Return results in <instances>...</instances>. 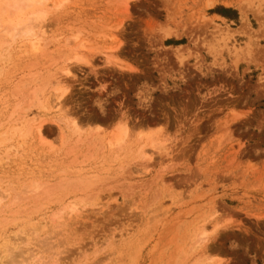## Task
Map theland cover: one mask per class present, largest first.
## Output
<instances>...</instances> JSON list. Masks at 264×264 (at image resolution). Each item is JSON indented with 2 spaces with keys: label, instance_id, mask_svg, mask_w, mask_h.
<instances>
[{
  "label": "rangeland",
  "instance_id": "1",
  "mask_svg": "<svg viewBox=\"0 0 264 264\" xmlns=\"http://www.w3.org/2000/svg\"><path fill=\"white\" fill-rule=\"evenodd\" d=\"M36 1L0 0V264H264V0Z\"/></svg>",
  "mask_w": 264,
  "mask_h": 264
},
{
  "label": "bare ground",
  "instance_id": "2",
  "mask_svg": "<svg viewBox=\"0 0 264 264\" xmlns=\"http://www.w3.org/2000/svg\"><path fill=\"white\" fill-rule=\"evenodd\" d=\"M38 1V0H37ZM36 1V2H37ZM40 1V3H41V0H39ZM34 3V0H12V2H10V7L9 8H11L12 10H17L18 12H22L23 11V9L24 8H26L27 6H30V5H32V3ZM35 2V3H36ZM31 3V4H30ZM10 9V10H11ZM244 14V13H243ZM22 16V15H21ZM24 16V15H23ZM18 17H20V16H18ZM21 19H23L22 17H21ZM31 20V19H30ZM41 20V17H40V15H38V13H35V16H34V19H33V21L34 22H39ZM20 22H21V20L19 19V24H20ZM17 30V28L16 27H14L12 30H10V32L11 31H16ZM5 33L6 34H8L9 33V30L8 31H5ZM39 33V32H38ZM10 34V33H9ZM42 34V33H41ZM29 39L28 40H26L25 41V44L23 45L24 47H26V49L27 50H30L31 52H36L37 50H39V48H40V39L37 37V35H29V37H28ZM73 60H75L76 62H82V63H87V60H85L84 59V57L83 56H81L80 54H78V53H76V52H74L73 53ZM110 57H107V60H108V63H110ZM67 70L68 69H66V71H64V75L66 76V74L67 75H69V73L67 72ZM68 77V76H67ZM58 83V82H57ZM67 95V94H66ZM63 97H64V91L63 92H61V96H59V98H57V104L56 105H54L55 106V108H58V107H56L57 105L58 106H62V104L64 103V101H63ZM66 101V100H65ZM40 130H41V126H38L37 127V132H38V134L40 133ZM157 139H158V137H157ZM157 142H158V140H157ZM163 145H157V143L155 144V143H153V145H152V147H156V148H159V149H161L163 146H164V143H162ZM164 148H166V147H164ZM159 149H157V151L159 150ZM162 150V149H161ZM163 152V151H162ZM164 152H165V150H164ZM215 231H216V229H215ZM206 235H204L202 238H204Z\"/></svg>",
  "mask_w": 264,
  "mask_h": 264
}]
</instances>
